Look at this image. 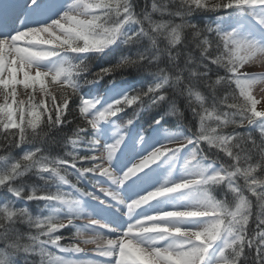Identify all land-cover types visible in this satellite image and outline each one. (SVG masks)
<instances>
[{"label": "snow or ice", "instance_id": "6c2138e0", "mask_svg": "<svg viewBox=\"0 0 264 264\" xmlns=\"http://www.w3.org/2000/svg\"><path fill=\"white\" fill-rule=\"evenodd\" d=\"M219 13L250 16L261 35L239 24L226 29L223 16L202 19ZM0 20V149L10 153L0 157V264H35L36 257L39 264H264V177L258 178L264 110L250 92L264 73L242 71L264 59V0H145L139 10L135 0H54L47 8L41 0H0ZM221 47L223 55L216 56ZM95 60L105 64L92 72ZM20 85L41 98L19 99ZM216 85L223 86L222 99ZM145 98L154 109L147 119ZM76 100L81 123L74 138L64 137V154L52 155L42 133L60 143L56 134L71 123L67 115ZM106 125L119 133L112 142L104 139ZM160 135L165 143L131 166L116 167L126 141L135 151ZM14 149L21 154L11 155ZM162 160L179 164L181 178L125 201L119 188L150 183L152 166ZM97 175L110 185L91 179ZM29 176L40 183H26ZM82 181L109 199L80 187ZM215 188L225 189L223 200L211 195ZM176 195L181 199L170 208L132 219L150 202ZM84 198L114 207L131 222L121 229L102 221L86 210ZM34 201L44 203L40 215L30 211ZM85 234L83 243L95 244L101 259L72 258L85 253Z\"/></svg>", "mask_w": 264, "mask_h": 264}, {"label": "rangeland", "instance_id": "374dc122", "mask_svg": "<svg viewBox=\"0 0 264 264\" xmlns=\"http://www.w3.org/2000/svg\"><path fill=\"white\" fill-rule=\"evenodd\" d=\"M41 2H44L41 6L42 8H47L50 5H46L45 3H52L54 0H41ZM51 4V5H52ZM223 16V14H221ZM233 17V15L231 16ZM236 17V16H235ZM42 18V17H41ZM237 19L234 20V17L231 20H234L232 22L233 24L231 26L225 27L226 29L230 30L232 27L237 26L238 24L243 27L244 30L252 32L254 28L258 29V34H261L260 26L257 27V23L254 24L249 16H243V17H236ZM224 20V19H223ZM14 26V25H12ZM18 26V22L17 25ZM15 27V26H14ZM253 34L259 36L256 34V32H252ZM259 60H253L251 62L245 63L242 71L249 73V74H259L258 71L261 70V67H259ZM264 82L258 81L256 84H254L250 92L253 95V97L259 101L257 104V110H264ZM262 87V88H261ZM49 90L52 92H55V89H52L49 86ZM17 95L19 99L27 100L30 95H34L35 98H38V95H41L38 91L33 94L31 89H24L22 85L17 87ZM2 102V100H0ZM131 112V111H130ZM108 129L107 135L104 137L105 140L108 142H112L115 138H118L119 133H115L114 127L107 126ZM165 139L162 135L160 136H154L150 137L148 142L144 145L138 147L135 149V151H132L129 147V144L127 141L121 146V148L117 152V157L114 161L116 167L119 169L122 167V165L127 163L128 166H131V164L136 160L139 159L142 155L146 154L148 151H151L154 147L159 146L162 143H165ZM168 147H176V145H167ZM187 152V149H185L182 153H180V160L182 163L183 158L185 157V154ZM96 155H99V153H96ZM138 162V161H137ZM87 166V165H86ZM155 171L149 172V175L151 176V182L150 183H143L141 181H137V186H133L132 181L127 182L124 186H121L119 188V192L121 197L125 200L126 198L130 197L131 199L138 198V195L144 194L146 191L154 190L156 186L163 183L165 179H168L170 181H177L182 176V170L179 166V164H176L175 162L162 160L157 165L152 166ZM149 171V170H145ZM91 175V174H90ZM140 175H143L141 173ZM91 179L99 180L103 186L107 187L110 185L109 181H106L105 178L99 177L98 175L96 177H91ZM81 185L86 188V190L94 191L96 195L101 196L103 199H109L107 197H104L102 193L99 192L98 189H93L91 187V184H89L87 181H82ZM67 188H69L67 185H65ZM115 187V186H112ZM64 189V186L62 187L63 191H71V189ZM130 199V200H131ZM181 197L179 195L176 196H170L168 198L159 199L155 204L153 205H147L146 207H142L141 209H138L137 212L133 216L134 219H139L145 214H151L156 211H159L160 209H167L172 206L173 203H176L180 201ZM129 200V201H130ZM83 206L86 208L87 211H90L94 216L101 219L102 221L112 225L117 226L121 229H124V225H128L131 221L120 214V212H117L114 207H108L105 204L99 203V201L92 200L90 198H84L82 201ZM115 203V202H113ZM121 211H124L123 207L121 206ZM114 215H113V214ZM118 213V216L115 214ZM48 214V213H45ZM78 223H87V221H78ZM69 234L68 236H70ZM90 234H85L80 239V247L85 249L84 254H71L73 259H84V258H94L93 255H96V253L93 251L91 246H95V244H85L83 243V239H88ZM66 236V237H68ZM67 242V241H65ZM55 253L57 255H64L67 256L69 254L65 253H59L56 249ZM54 252V251H53ZM54 264V261H53Z\"/></svg>", "mask_w": 264, "mask_h": 264}, {"label": "trees", "instance_id": "16d2710c", "mask_svg": "<svg viewBox=\"0 0 264 264\" xmlns=\"http://www.w3.org/2000/svg\"><path fill=\"white\" fill-rule=\"evenodd\" d=\"M170 2H171V0H157V3H159V4H168ZM175 2L176 3H179L180 0H175ZM209 2H212V0H209ZM135 3L137 4L138 10H139L140 8H143L144 3H145V0H135ZM221 14H223V17L229 15L228 13H219V14H215V15H211V16H203L202 19L205 22H210V20H215L217 18V15L222 16ZM157 18H159V17H157ZM220 22H221L222 26L225 27V21L222 20ZM187 40L189 42V46L194 50L195 49V45H194V43H192V37L190 35L187 37ZM193 54L194 55L197 54L195 52V50H194V53ZM215 55L216 56H222L223 55V49H222V47H221V49L215 51ZM224 62L225 63L227 62V57L226 56L224 57ZM104 64H105V61H103V60H95V61L91 62V64H90V70L92 72H95V71H97L99 69V67H101ZM212 67L214 69V74L212 75V82H214L215 79H216V75H215L216 66H212ZM120 75L121 74L119 72H117L115 74V78L119 79ZM219 75H224V69L223 68H220L219 69ZM129 79H130V77H129ZM81 83H82V81H81ZM199 90L204 91L203 89H199ZM208 91H211V89H208ZM235 91H236V95H238L239 94V89H236ZM56 95H59V93H56ZM216 95H217L218 98H221V99L225 95V92H224V89H223V86L222 85H216ZM37 97L38 98H36V99H40L41 98V95H38ZM193 100H194V98H193ZM145 101L146 102L142 105V108L144 110V114L146 115L145 119H147L148 118L147 117V114L149 112H151V111H154V109H150L148 107L147 98H145ZM78 103H79L78 100H76L75 103L70 102V110H69V113L67 115V119L69 121H71V123L70 124H67L63 128V131L60 132V133H57L56 134V137H55L56 141H58L60 143H58V144L57 143H54L52 141V139L49 138L50 137V134H49V136H44L43 133H42V138H43L44 143L42 144L41 139H37L36 141H34V143L37 144V145H41L42 144V146H44L46 149H48L51 152L52 155H63L64 154V151L66 150L63 147V143H62L64 137L67 136V137L74 138L73 137V133L75 131V128H76V126H77L78 123H81V121L79 120L78 108L76 107V105ZM133 107H136V105H133ZM126 111L128 113V116H131L132 109L131 108H128V109H126ZM181 111H183V109H181ZM121 115H123V114H121ZM128 116H125L124 117V120L125 121L127 120ZM172 119H173V121L175 120V118H172ZM188 119H189V121L191 120L190 113L188 114ZM212 126H215L214 123L212 124ZM173 130H175V129H173ZM2 131L3 130L0 129V132H2ZM28 131L30 133L31 132V129H29ZM45 131H47V130H45ZM256 135H257V137L259 136L258 132L256 133ZM0 141H2V137H0ZM259 142L260 141H259V138H258L257 139V143H259ZM29 146L30 145H25V148H27ZM70 147L71 146L69 145V148ZM20 154H21L20 149H14L12 151V153H11V155H13V156H19ZM9 155H10V153L5 152L2 149H0V157H3L4 159H7ZM256 157L258 159V153L256 154ZM0 163H3V161H0ZM261 177H264V173H260L258 175V178H261ZM69 179L73 183H75V177L74 176H69ZM25 182L28 183V184H39L40 183L39 181H37V179H36L35 176H29V177H27V179H26ZM239 183H240V185H243L244 181H243L242 178L240 179ZM79 186L80 187H83L81 184ZM65 188H67V187L64 185V189ZM67 189H70V188H67ZM224 192H225V189H223V188H215V189H212L211 190V195H213L216 199L223 200L225 198L224 197ZM228 199L231 202V197H229ZM0 200H2V197H0ZM2 206H3V204H2V202H0V207H2ZM17 206H21L19 202L17 203ZM29 207H30V211L32 212V214L34 216L40 215V210H41V208L44 207V203L42 201L39 202V203H37V202L34 201V202H32V204ZM256 211H258V209H256ZM254 227H255V224L254 223H251L250 224V230L251 229H254ZM22 230L27 231V226H23V229ZM69 234H71V233L68 230H63V235L65 237L68 236ZM22 242L23 243H26L27 240L22 241ZM52 251L55 252L54 249H52ZM35 264H39V257H36L35 258Z\"/></svg>", "mask_w": 264, "mask_h": 264}, {"label": "bare ground", "instance_id": "6f19581e", "mask_svg": "<svg viewBox=\"0 0 264 264\" xmlns=\"http://www.w3.org/2000/svg\"><path fill=\"white\" fill-rule=\"evenodd\" d=\"M40 18H41V17H40ZM258 31H259L258 29L254 28L252 32H256V34H258ZM258 35H259V34H258ZM260 35H261V34H260ZM259 63H260V64H259V67H261V70L258 71V72H259V74H262V73H264V59H259ZM263 84H264V83H263ZM261 88H262V87H261ZM144 194H145V193H144ZM130 199H131L130 197L126 198V200H128V201H129ZM158 200H159V199H158ZM158 200H154V201L150 202V204L153 205V204H155ZM150 204H149V205H150ZM146 206H147V205H146ZM146 206H143V207H146ZM112 214H113V213H112ZM115 214L118 216V213H115ZM113 215H114V214H113ZM123 227L126 228L127 226L124 225ZM100 243H102V241H101ZM91 248H92V249H95V248H96V245H95V246H91ZM93 257H94V258H97L98 260L101 259L98 255H93Z\"/></svg>", "mask_w": 264, "mask_h": 264}]
</instances>
